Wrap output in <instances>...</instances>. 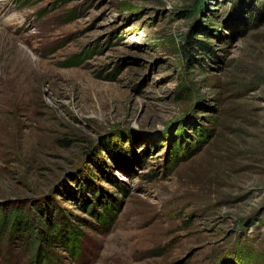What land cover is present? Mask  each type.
<instances>
[{"label": "rangeland", "instance_id": "obj_1", "mask_svg": "<svg viewBox=\"0 0 264 264\" xmlns=\"http://www.w3.org/2000/svg\"><path fill=\"white\" fill-rule=\"evenodd\" d=\"M13 204L78 228L53 264H264V0H0Z\"/></svg>", "mask_w": 264, "mask_h": 264}, {"label": "trees", "instance_id": "obj_2", "mask_svg": "<svg viewBox=\"0 0 264 264\" xmlns=\"http://www.w3.org/2000/svg\"><path fill=\"white\" fill-rule=\"evenodd\" d=\"M74 19V18H72ZM204 49L201 43H198L192 49ZM79 62L71 60L65 63L67 67L78 66ZM176 163H179L177 156ZM81 209L87 213H97L92 207L90 200H84ZM106 217L113 215L111 208L104 205L100 208ZM95 211V212H94ZM98 214V215H97ZM96 218L101 220L99 213ZM65 217L56 215L55 212L36 207V209H26L23 205L13 204L11 209L0 208V251L4 248L6 253H10L12 248L18 247L25 250L29 245L34 247L30 264H53L52 259H55V254L66 249L71 252L78 260L81 259V242L80 231ZM110 218V217H109ZM87 223V222H86ZM75 224V223H74ZM89 225V223H87ZM15 240L17 245L13 246ZM76 246V247H75ZM71 256V257H73ZM73 259V258H72ZM76 261V260H75Z\"/></svg>", "mask_w": 264, "mask_h": 264}]
</instances>
